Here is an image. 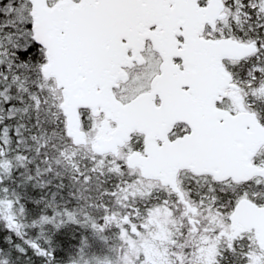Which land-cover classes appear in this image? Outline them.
Wrapping results in <instances>:
<instances>
[{
  "label": "snow or ice",
  "instance_id": "snow-or-ice-1",
  "mask_svg": "<svg viewBox=\"0 0 264 264\" xmlns=\"http://www.w3.org/2000/svg\"><path fill=\"white\" fill-rule=\"evenodd\" d=\"M0 264H264V0H0Z\"/></svg>",
  "mask_w": 264,
  "mask_h": 264
}]
</instances>
